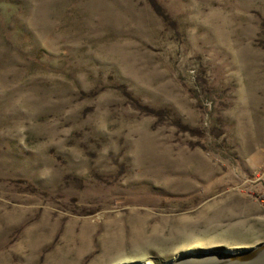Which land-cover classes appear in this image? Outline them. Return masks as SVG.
Here are the masks:
<instances>
[{"label": "rangeland", "instance_id": "obj_1", "mask_svg": "<svg viewBox=\"0 0 264 264\" xmlns=\"http://www.w3.org/2000/svg\"><path fill=\"white\" fill-rule=\"evenodd\" d=\"M263 241L264 0H0V264Z\"/></svg>", "mask_w": 264, "mask_h": 264}, {"label": "water", "instance_id": "obj_2", "mask_svg": "<svg viewBox=\"0 0 264 264\" xmlns=\"http://www.w3.org/2000/svg\"><path fill=\"white\" fill-rule=\"evenodd\" d=\"M247 248L244 253L235 255H222L218 252L190 255L176 264H264V241Z\"/></svg>", "mask_w": 264, "mask_h": 264}]
</instances>
